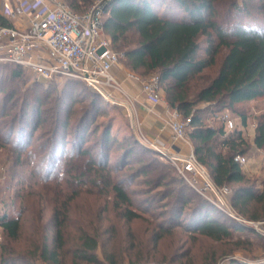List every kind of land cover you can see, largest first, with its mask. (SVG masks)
<instances>
[{
    "label": "trees",
    "instance_id": "trees-1",
    "mask_svg": "<svg viewBox=\"0 0 264 264\" xmlns=\"http://www.w3.org/2000/svg\"><path fill=\"white\" fill-rule=\"evenodd\" d=\"M81 1L86 3L85 0ZM65 2L73 9H77L80 3L79 0ZM104 2L103 29L111 41L112 49L120 52L132 73L140 76L156 75L169 108L176 110L183 119L190 118L187 134L194 156L208 169L217 186L231 188L232 209L249 220H264V179L259 192L253 185H247V177L234 161L237 155L243 156L248 152L249 143L241 129L234 127L232 131L226 132L221 120L225 112L235 113L243 129L248 117L239 113L236 106L264 97V0ZM0 25L9 24L0 19ZM1 69L10 71L14 78L24 71L17 65L0 63V77ZM68 82H75L78 86L83 84L74 80ZM45 85L39 81L34 84L37 89ZM10 94L2 93L0 89V125L8 114L6 106L9 103L11 107L15 105L13 94ZM87 95L90 97L89 102L71 124L70 130H67V120L60 122L59 119L64 112V105L60 108L57 104L60 110L52 129L50 133L44 132L43 144L47 154L41 161L47 166L42 167L43 170L36 167L29 171V179L26 180L28 187L36 184L41 175V188H58L64 183L72 192L62 203L57 198L60 194L54 193L50 218L53 236L50 239L46 236L42 238L40 245L33 250L32 258L48 264H60L68 205L78 195L77 187H85V193L104 197L115 215L125 224L142 219L139 210L133 209L135 201L129 195L128 185L138 177H146L152 169H156L154 178H145L147 180L142 181L144 188L136 195L143 197L142 205L151 206L157 199L162 207L170 208L169 221H178L183 217L187 222L178 225L182 230L193 231L214 242L227 240L234 233L244 230L259 235L253 228L224 215L178 175H170L165 169L172 167L160 162L156 153L137 138L130 137L124 143H119L111 135L108 124L95 122L101 112L100 104L96 102L100 97L93 92ZM38 100L35 94H25L19 112L8 123L5 122L7 131L2 141L11 147L16 165L20 164L22 152L32 154L30 146L33 134L42 121L40 115H43ZM254 133L252 144L258 149L264 148V122L255 125ZM89 136H95L96 140L90 142ZM117 144L121 150L112 165L111 152ZM36 155L40 154L33 157ZM62 159V167L57 172ZM80 159H83L82 162L77 161ZM131 165L139 166L132 173H123ZM236 184L239 185L233 187ZM158 188V192L151 194ZM186 205L189 208L184 211ZM21 212L19 209L12 215L4 210L0 215V228L8 240H15L19 234ZM164 215L165 212L159 213L160 217ZM171 227L157 224V232L151 241L156 244L169 233ZM75 244L74 264L77 260L97 262L95 252L98 241L95 235L83 233ZM130 248L134 249L135 246L131 245ZM146 255L138 249L127 257V264H149V256ZM107 259L109 264H116L109 256ZM16 263L32 264L23 260V256L14 249L3 246L0 264ZM230 264L245 263L232 261Z\"/></svg>",
    "mask_w": 264,
    "mask_h": 264
},
{
    "label": "rangeland",
    "instance_id": "rangeland-1",
    "mask_svg": "<svg viewBox=\"0 0 264 264\" xmlns=\"http://www.w3.org/2000/svg\"><path fill=\"white\" fill-rule=\"evenodd\" d=\"M85 1L86 3H83L79 0L80 3L77 9L70 8L79 13L99 0ZM258 19L261 21V18ZM105 35L107 34L105 33ZM117 53L120 54L119 51ZM119 69L123 72L124 70L129 71L122 57ZM1 73L0 89L2 93L10 92L11 96L13 94L12 100L15 105L11 107V103H9L6 106L8 114L2 119V125H0V215L4 210L12 215L16 214L19 209L22 212L19 219L20 231L15 240H8L0 228V252L3 246H7L23 256V260L32 262V264H48L38 258H32L31 254L40 245L42 238L46 236L50 239L53 236L50 218L51 209L54 205L51 199L55 196L54 193L58 192L60 194L57 198L62 203L67 200L69 195L71 196L72 192L71 189H67L64 183L60 184L58 188H41V175L38 176L37 183L32 187L27 186L26 180L29 179L31 169L38 167L43 170L42 167L47 166L46 163L41 161L42 157L47 154V148L43 144L44 132L50 133L58 110L64 105V112L61 113L59 119L60 122L67 120L69 124L67 130H70L71 124L77 120L81 110L89 102L90 97L87 94L92 92L79 80L75 79L60 78L45 83L46 87L37 89L34 86L35 80L27 71H23V74L17 78L11 77L10 71L4 69H1ZM127 75L138 76L143 80H147L152 76H140L131 71ZM68 80L78 81L82 85L78 86L75 82H68ZM160 88L161 97L165 101L164 92L162 87ZM25 94L37 95L39 99L38 107L43 110V115H40L42 121L39 122L37 130L33 134L30 146L33 149L31 156L26 154L25 151L22 152L19 157L20 164L16 165L11 147L4 145L2 140L5 138L7 131L5 122L8 123L10 118L16 116L19 112ZM96 102L100 104L101 112L95 122L108 124L111 135L121 144L130 137L137 138V134L130 130V120L122 107L107 104L101 98ZM57 104L60 108H57ZM236 108L239 113L241 112L248 117L246 127L242 129L237 114L229 113V118L232 120L234 127L242 130L245 140L249 143V150L243 155L246 164L241 167V171L248 179L247 185H253L260 192L262 190L260 184L264 179V148L258 149L252 142L255 125L258 122H264V97L249 103L239 104ZM88 140L94 142L96 137L89 136ZM120 150L121 147L118 144L112 148L110 164H114V160L119 157ZM38 153L40 155L33 157ZM146 158L149 159V157ZM82 160L77 161L82 162ZM145 160L147 161V159ZM158 160L165 163L159 158ZM62 162L63 159L60 161L57 172L61 169ZM138 166L131 165L124 169L123 173H132ZM165 170L174 177L177 175L173 168H166ZM155 172L156 169L149 170L146 177H138L129 183L128 192L135 201L133 202V209L139 210L142 219L134 220L128 224H125L123 220L115 215L111 205L106 203L104 197L85 193L83 191L85 187H77L79 188L77 189L79 190L78 195L68 205L67 221L64 227L65 244L59 256L60 264H74L73 249L76 247L75 242L78 236L83 233L95 235L97 238L98 248L95 252L97 262L88 263L77 260L75 264H109L107 256L115 260L116 264H127V257H130V254L138 249L149 256L147 258L149 264H230L232 261H240L245 264H264V220L253 221L236 213L247 223V226L251 228L255 226L259 235L256 236L244 230L241 233H234L233 237L220 242L198 236L193 231H184L181 227H178V225L186 224L187 221H184L183 217L178 221H169L167 217L170 214V208L165 209L166 207H162L157 199L151 206L142 205L141 200L143 197L136 195V192L144 188L142 181L147 180L145 178H148V180L154 178ZM34 180L33 178V182ZM238 185H233V187ZM158 190L160 188L155 189L151 194H155ZM230 190L231 188H229ZM10 202L13 203L10 205ZM137 203L139 204L138 207ZM188 208L189 205H186L183 210L185 211ZM160 212H165L166 215L160 217ZM159 223L164 225L165 228L172 227L169 233H166L155 244L151 241V238L157 232V224ZM131 245L135 248H130Z\"/></svg>",
    "mask_w": 264,
    "mask_h": 264
},
{
    "label": "built area",
    "instance_id": "built-area-1",
    "mask_svg": "<svg viewBox=\"0 0 264 264\" xmlns=\"http://www.w3.org/2000/svg\"><path fill=\"white\" fill-rule=\"evenodd\" d=\"M104 5V0H99L77 13L65 0H2L3 17L7 20L25 17L27 25L24 28L0 25V63L17 65L29 72L35 81L43 83L60 78L79 80L105 103L122 107L131 126L139 131L134 103L112 75L122 55L112 49L111 41L104 33ZM131 77L140 83L142 93L150 101H162L156 75L147 80ZM114 93L120 94L121 99ZM221 120L227 131L234 129L227 112L222 114ZM189 122L190 118L183 119L176 110L171 111L169 125L173 143L190 145L187 134ZM141 142L161 161L169 164L199 196L229 218L247 224L232 209L229 189L213 182L208 169L196 160L192 150L170 151L159 142ZM234 161L240 167L246 164L243 156L237 155ZM253 229L257 231L255 226Z\"/></svg>",
    "mask_w": 264,
    "mask_h": 264
},
{
    "label": "crops",
    "instance_id": "crops-1",
    "mask_svg": "<svg viewBox=\"0 0 264 264\" xmlns=\"http://www.w3.org/2000/svg\"><path fill=\"white\" fill-rule=\"evenodd\" d=\"M0 0V5H1ZM0 19L5 20L10 26L16 28H24L27 25L26 18L17 20H7L3 17L0 8ZM129 71H121L119 65L114 67L112 75L121 86L123 93H125L134 103L137 123L139 131L135 127L130 126V130L137 134V139L141 142H159L164 144L168 150H181L182 152L193 151L192 143L189 139L190 145H180L173 143L172 132L170 130L171 111L166 101L162 99L161 102L150 101L141 91L139 82L133 80L131 75H127ZM116 98L121 99L120 94H115ZM228 113V112H227ZM229 114V113H228ZM226 129V127H225ZM140 132L141 136L138 135ZM226 132L227 131L226 129ZM142 143V142H141ZM175 145V146H174ZM177 145V146H176ZM241 168V167H240Z\"/></svg>",
    "mask_w": 264,
    "mask_h": 264
}]
</instances>
